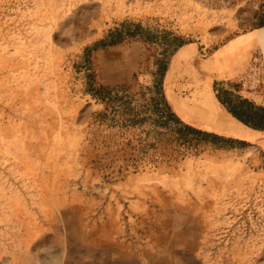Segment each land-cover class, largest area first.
<instances>
[{"label":"rangeland","instance_id":"obj_1","mask_svg":"<svg viewBox=\"0 0 264 264\" xmlns=\"http://www.w3.org/2000/svg\"><path fill=\"white\" fill-rule=\"evenodd\" d=\"M263 11L264 0H0V264H264V134L234 149L185 144L87 92L90 79L140 109L166 65L174 110L236 136L193 108L203 92L237 125L215 98L225 87L264 105ZM124 22L190 46L93 51Z\"/></svg>","mask_w":264,"mask_h":264},{"label":"trees","instance_id":"obj_2","mask_svg":"<svg viewBox=\"0 0 264 264\" xmlns=\"http://www.w3.org/2000/svg\"><path fill=\"white\" fill-rule=\"evenodd\" d=\"M256 25L258 28L264 26V11L257 15ZM148 32L139 24L124 22L108 33L93 48V51L98 47L107 48L128 40L140 39L158 44L169 55H177L189 48L191 43L189 40L172 33ZM166 71V65L160 66L155 71V82L151 90L150 104L138 105L140 109L134 107L131 100L125 96L116 98V94L113 95V89L104 88L100 92H94V85L90 79H88L87 92L93 99L104 103L106 109L109 108L112 101L117 99L120 102L118 112L124 124L141 128L142 125L149 123L151 127L155 128L156 131L154 132L169 133L174 135L176 140L185 144L207 145L214 147L216 150L234 149L248 146L264 134V105L255 103L228 87L214 88L215 98L235 121L256 134L253 140L208 131L202 125L189 121L180 112L174 110L165 94L163 80ZM230 84L232 83L229 81Z\"/></svg>","mask_w":264,"mask_h":264},{"label":"bare ground","instance_id":"obj_3","mask_svg":"<svg viewBox=\"0 0 264 264\" xmlns=\"http://www.w3.org/2000/svg\"><path fill=\"white\" fill-rule=\"evenodd\" d=\"M202 93L201 92L198 93L199 96L198 105L196 108H193L194 113L196 112L197 117H199L198 119H206L209 122L214 121L219 125L220 129L225 133L233 134L236 135L237 137H245V138L248 137L249 140L250 138L252 139L254 138L253 136H251V134H248L249 129L240 125L237 122H235L237 123V125H235L225 115L220 114L215 108V106L209 100L205 99ZM184 114L188 115L189 117H193L192 112L190 113L188 111L185 112Z\"/></svg>","mask_w":264,"mask_h":264},{"label":"crops","instance_id":"obj_4","mask_svg":"<svg viewBox=\"0 0 264 264\" xmlns=\"http://www.w3.org/2000/svg\"><path fill=\"white\" fill-rule=\"evenodd\" d=\"M107 48H111V47H107ZM233 49H234V47H233L232 49H229V50L231 51V50H233ZM110 76L113 77L112 75H110ZM226 78H227V80H231L232 77H231V75H228ZM187 116H188V115H187ZM234 121H235V120H234ZM235 122H237V121H235ZM237 123H238V122H237ZM239 124H240V123H239ZM240 125H241V124H240ZM242 126H243V125H242ZM248 134H251V135L254 134V135H255V133L252 132L251 130L248 131Z\"/></svg>","mask_w":264,"mask_h":264},{"label":"water","instance_id":"obj_5","mask_svg":"<svg viewBox=\"0 0 264 264\" xmlns=\"http://www.w3.org/2000/svg\"><path fill=\"white\" fill-rule=\"evenodd\" d=\"M262 28V27H261Z\"/></svg>","mask_w":264,"mask_h":264}]
</instances>
